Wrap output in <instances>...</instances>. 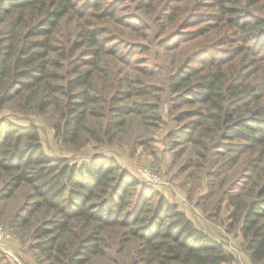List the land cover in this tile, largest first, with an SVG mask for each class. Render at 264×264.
Listing matches in <instances>:
<instances>
[{
    "label": "trees",
    "instance_id": "trees-1",
    "mask_svg": "<svg viewBox=\"0 0 264 264\" xmlns=\"http://www.w3.org/2000/svg\"><path fill=\"white\" fill-rule=\"evenodd\" d=\"M160 2L0 0V109L11 103L45 115L67 146L114 143L128 132L132 116L162 121L163 95L176 122L170 135L184 143L176 154L190 152L186 169L202 165L211 177H223L240 166L224 190L228 229L243 238L251 261L264 264V0H217L209 14L224 29L217 44H232L199 66L182 61L162 84L149 78L159 73V63L149 62L147 71L132 60L134 50L147 53L150 45L122 30L148 29L141 12L158 5L166 10ZM192 17L187 13V25ZM157 23L163 48L172 34ZM19 190L25 198L14 225H31L42 214L32 237L52 264H89L121 252L132 264H236L223 242L117 160L104 153L54 156L36 124L2 117L0 200ZM0 264L11 262L0 253Z\"/></svg>",
    "mask_w": 264,
    "mask_h": 264
},
{
    "label": "rangeland",
    "instance_id": "rangeland-1",
    "mask_svg": "<svg viewBox=\"0 0 264 264\" xmlns=\"http://www.w3.org/2000/svg\"><path fill=\"white\" fill-rule=\"evenodd\" d=\"M193 2L194 0H165L168 4L166 10L164 8L162 11L158 5L155 11L141 12L146 25L150 26L148 29L145 31L122 29L128 32L127 37L133 42L150 45L151 49L147 53L134 50L131 53L132 60L134 59V65L147 68V71H150L149 62L159 63L161 65V68L157 70L159 73L149 77L159 84H162L161 79H164V74L174 70L182 61L190 59L195 66H199L208 56L220 54L223 49L232 44L231 42L221 43L223 45L220 46L217 44L221 42L220 33L224 29L214 25L221 24V20L212 17L214 15H209L216 12L217 0H206V5L200 9H197L196 5L193 6ZM162 4L160 2V6ZM260 5L258 2L255 6ZM125 7L126 4L118 11V14H122ZM187 13L194 16L191 25H187ZM203 13L205 15H202ZM156 21L166 23L165 33L172 34L167 41L169 43L163 48H160L162 37L159 36L160 26L156 24ZM111 22L115 28L123 27L118 20ZM63 30L66 31V24ZM128 46L122 45L121 50H129ZM131 71L134 72V69ZM159 94V92L156 95L151 94V100H158ZM159 100L163 114L162 121L142 120L143 118L139 120V117L132 116L128 132L114 143L87 140L82 141L78 146H67L56 136L48 117L30 110L15 109L11 103L0 109V118L9 117L14 122L25 126L36 124L45 150L54 156L85 159L103 153L109 155L138 180L139 184L163 194L184 211L197 227L223 242L225 248L233 251L236 264H255L246 252L243 238L236 231L228 229V209L223 201L224 190L235 181L240 173V166L225 173L223 177L221 176L222 178L211 177L208 169L202 165L186 169L190 152L186 150L176 154L184 143L182 140L175 141L171 137V130L176 126L172 117L173 111L165 102L163 95ZM142 140L144 143H141ZM199 162L201 160L197 161ZM24 198V191L19 190L14 197L0 200V224L10 233L3 248H0V253L11 264H52L45 253L36 249L35 244L38 241L32 237L33 226L42 214L34 216L31 225H14V218ZM217 207H220L219 213H217ZM127 253L121 252L115 257H94L89 264H132Z\"/></svg>",
    "mask_w": 264,
    "mask_h": 264
},
{
    "label": "built area",
    "instance_id": "built-area-1",
    "mask_svg": "<svg viewBox=\"0 0 264 264\" xmlns=\"http://www.w3.org/2000/svg\"><path fill=\"white\" fill-rule=\"evenodd\" d=\"M8 237H10V233L5 228V226L0 224V248H3V244H4L5 240H6V238H8ZM230 251H231V249H230ZM231 252L233 253V251H231Z\"/></svg>",
    "mask_w": 264,
    "mask_h": 264
}]
</instances>
